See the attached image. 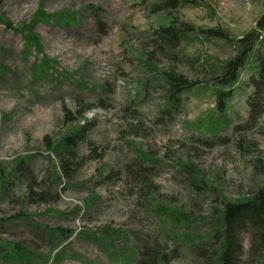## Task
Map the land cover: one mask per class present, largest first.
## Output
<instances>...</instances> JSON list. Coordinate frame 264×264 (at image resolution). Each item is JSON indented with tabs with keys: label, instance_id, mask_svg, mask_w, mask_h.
<instances>
[{
	"label": "rangeland",
	"instance_id": "374dc122",
	"mask_svg": "<svg viewBox=\"0 0 264 264\" xmlns=\"http://www.w3.org/2000/svg\"><path fill=\"white\" fill-rule=\"evenodd\" d=\"M197 1L179 12L198 30L181 46L185 61L154 58L156 71L173 67L198 83L175 112L145 63L148 33L171 15H152L141 0H0V246L25 253L14 261L0 251V264L211 259L218 211L264 186V101L247 124L264 33L228 110H216L224 63L256 31L264 0ZM30 31L38 47L25 43ZM77 131L64 171L56 148ZM170 211L189 226L165 218ZM241 244L239 264H264L251 234Z\"/></svg>",
	"mask_w": 264,
	"mask_h": 264
},
{
	"label": "trees",
	"instance_id": "16d2710c",
	"mask_svg": "<svg viewBox=\"0 0 264 264\" xmlns=\"http://www.w3.org/2000/svg\"><path fill=\"white\" fill-rule=\"evenodd\" d=\"M141 2L143 3V6H149V11L152 15L166 13L172 17L171 25L159 27L148 33L151 51L146 53L147 58L145 63L151 73L155 74V78L157 77V81L164 90L163 94L167 105L173 108L176 112L177 108L182 105L184 94L189 92L198 83L190 82L185 74L179 73L173 67L164 71H156V67H154V58L156 55H160L163 59L169 61L172 66L180 65L185 61L186 55L181 46L184 42L191 41V34L196 31L198 32V30L192 24L182 21L179 12L184 6L191 5L198 7L199 2L197 0H141ZM41 18H46V16L42 15ZM6 25L9 28H13L10 23H6ZM210 32L217 39L228 40L223 31L211 30ZM263 33L264 14L257 23L256 31L248 34L246 38L239 40L236 45L237 47H235L237 48L236 55L224 63L223 74L218 79V86L222 88V90H218L219 94L216 104V110L218 112H226L228 110L227 101L234 99V92L235 88L239 85L240 75L255 52L257 37L262 36ZM23 34L27 45L30 46L34 44V46L38 47V38L34 37L32 31L29 32V35L28 33ZM38 69L39 67L34 65L33 71L36 72V77H41L42 75L38 74ZM256 72L257 76L255 75L256 77L251 80V87L254 92L250 95L247 102L249 108L247 124L250 126L253 123H256L261 116V106L262 101H264V64L258 65ZM45 73L46 71L42 72V74ZM226 88L228 90H225ZM164 118L169 119L170 117ZM203 124L200 125L201 129H203ZM207 124H209L210 127H213L214 118L212 117ZM76 136H80V131L75 132V134L67 138L62 145H59L56 148L58 154L65 156L62 161V168L64 171H67L70 168L69 166L72 164L74 156L76 155L75 150L71 148L74 146L75 139H77ZM68 145L71 147L68 148ZM156 208H158V210H165L158 206ZM218 212L219 222L214 227L213 234H211L219 238L216 250L211 256L212 264H239L243 252L241 238L245 233L251 234L253 239L258 242L260 251L264 253V186L251 198L242 201L229 202L223 205L222 209ZM164 215L165 218L173 216H175L177 220L182 218V223L189 226L190 220L186 215H184L185 218H183L180 216V213H176V211H170L168 214L165 213ZM173 220L176 223L179 222L176 219ZM184 233L187 235V232ZM208 237H210V234ZM188 238H191V241L194 242L196 236L188 235ZM192 247H195V244L192 243ZM55 250L63 249L57 247ZM0 251L6 252L3 258L12 259L14 261L22 260L25 255L24 251L20 250V247H16L15 245L10 247V251H6V247L0 246ZM56 256L58 258V253ZM158 256H160V252L156 253L154 259L156 257L159 258ZM211 259L207 260L209 263L206 260H201V262L197 264H210ZM162 260H164V257H162Z\"/></svg>",
	"mask_w": 264,
	"mask_h": 264
}]
</instances>
